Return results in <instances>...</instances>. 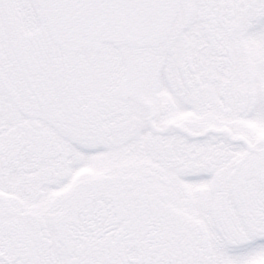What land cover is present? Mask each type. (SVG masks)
<instances>
[{
	"label": "snow or ice",
	"instance_id": "1",
	"mask_svg": "<svg viewBox=\"0 0 264 264\" xmlns=\"http://www.w3.org/2000/svg\"><path fill=\"white\" fill-rule=\"evenodd\" d=\"M0 264H264V0H0Z\"/></svg>",
	"mask_w": 264,
	"mask_h": 264
}]
</instances>
